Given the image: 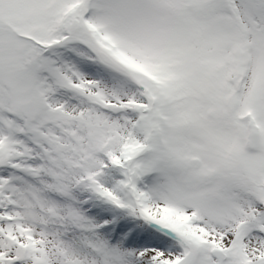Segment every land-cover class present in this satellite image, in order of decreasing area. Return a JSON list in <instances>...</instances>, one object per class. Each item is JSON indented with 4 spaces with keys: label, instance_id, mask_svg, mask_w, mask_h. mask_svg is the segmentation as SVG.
<instances>
[{
    "label": "snow or ice",
    "instance_id": "snow-or-ice-1",
    "mask_svg": "<svg viewBox=\"0 0 264 264\" xmlns=\"http://www.w3.org/2000/svg\"><path fill=\"white\" fill-rule=\"evenodd\" d=\"M0 264H264V0H0Z\"/></svg>",
    "mask_w": 264,
    "mask_h": 264
}]
</instances>
